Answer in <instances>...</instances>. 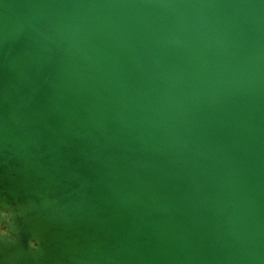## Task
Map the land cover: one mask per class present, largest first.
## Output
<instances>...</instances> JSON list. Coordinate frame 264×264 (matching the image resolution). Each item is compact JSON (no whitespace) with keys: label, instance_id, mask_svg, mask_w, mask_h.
I'll return each mask as SVG.
<instances>
[{"label":"water","instance_id":"water-1","mask_svg":"<svg viewBox=\"0 0 264 264\" xmlns=\"http://www.w3.org/2000/svg\"><path fill=\"white\" fill-rule=\"evenodd\" d=\"M0 224V264H264V0H0Z\"/></svg>","mask_w":264,"mask_h":264},{"label":"clouds","instance_id":"clouds-1","mask_svg":"<svg viewBox=\"0 0 264 264\" xmlns=\"http://www.w3.org/2000/svg\"><path fill=\"white\" fill-rule=\"evenodd\" d=\"M3 215L5 216V217H7L8 215H9V212L7 211V210H5L4 212H3ZM0 234H7V232H6V227L4 226V225H2V224H0Z\"/></svg>","mask_w":264,"mask_h":264}]
</instances>
